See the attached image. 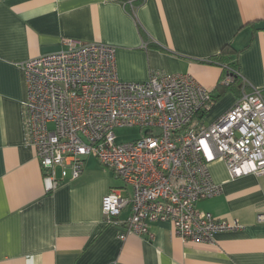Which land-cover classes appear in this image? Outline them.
I'll list each match as a JSON object with an SVG mask.
<instances>
[{"label": "crops", "instance_id": "obj_1", "mask_svg": "<svg viewBox=\"0 0 264 264\" xmlns=\"http://www.w3.org/2000/svg\"><path fill=\"white\" fill-rule=\"evenodd\" d=\"M126 1L0 0V264H264V175L232 179L224 163L212 164L223 193L197 209L243 228L210 244L184 242L171 222L151 226L152 242L121 240L124 227L106 222L102 201L122 185L93 157L79 179L46 192L36 151L24 142L20 63L63 50L64 39L115 46L123 82L184 74L216 96L225 69L213 58L231 46L239 88L264 90V0H134V13ZM240 92L217 99L203 124L227 113Z\"/></svg>", "mask_w": 264, "mask_h": 264}, {"label": "built area", "instance_id": "obj_2", "mask_svg": "<svg viewBox=\"0 0 264 264\" xmlns=\"http://www.w3.org/2000/svg\"><path fill=\"white\" fill-rule=\"evenodd\" d=\"M125 6L134 13V0ZM63 46L20 63L24 142L36 151L46 192L79 179L93 157L122 183L103 198L102 210L108 224L124 227L123 241H154L158 222H171L177 236L194 243L241 230L239 221L215 218L197 204L223 193L211 174L215 162L232 179L264 175V90L242 87L234 106L206 126L214 92L192 76L153 72L145 82H123L115 46L72 39ZM238 78L225 66L220 85ZM122 128H137L141 137L120 143ZM257 219L264 224V212Z\"/></svg>", "mask_w": 264, "mask_h": 264}, {"label": "trees", "instance_id": "obj_3", "mask_svg": "<svg viewBox=\"0 0 264 264\" xmlns=\"http://www.w3.org/2000/svg\"><path fill=\"white\" fill-rule=\"evenodd\" d=\"M234 53H235V51H234V49L231 46H225L224 49L222 50V53L218 57L213 58V60L215 62L223 65L224 66V69H225V66H231L228 63H230L232 61ZM224 64H226V65H224ZM231 67L235 69L234 64H232ZM239 85H240V79L239 78L236 79L235 84H233V85H231L229 87H222L220 85V83H219L218 84V87L221 88V92H220V95L219 96H216L214 94V101H215V103L217 102V99L221 98L229 90H233V91H236L237 90V91L240 92L242 89H240L241 87L239 88ZM240 93H242V91ZM239 95H241V94H239Z\"/></svg>", "mask_w": 264, "mask_h": 264}, {"label": "rangeland", "instance_id": "obj_4", "mask_svg": "<svg viewBox=\"0 0 264 264\" xmlns=\"http://www.w3.org/2000/svg\"><path fill=\"white\" fill-rule=\"evenodd\" d=\"M116 135L118 137V142L126 143V142H132V141L139 139L141 137V132L137 128H122V129H118L116 131ZM112 175H113V173H112ZM119 182H118V185L121 186L122 183L121 182L119 183Z\"/></svg>", "mask_w": 264, "mask_h": 264}, {"label": "bare ground", "instance_id": "obj_5", "mask_svg": "<svg viewBox=\"0 0 264 264\" xmlns=\"http://www.w3.org/2000/svg\"><path fill=\"white\" fill-rule=\"evenodd\" d=\"M235 84V83H234ZM244 84V83H243ZM232 89V88H231Z\"/></svg>", "mask_w": 264, "mask_h": 264}]
</instances>
